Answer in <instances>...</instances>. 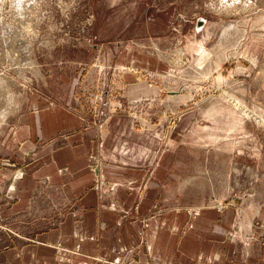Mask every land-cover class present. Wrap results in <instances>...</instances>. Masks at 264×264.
<instances>
[{
	"label": "rangeland",
	"instance_id": "obj_1",
	"mask_svg": "<svg viewBox=\"0 0 264 264\" xmlns=\"http://www.w3.org/2000/svg\"><path fill=\"white\" fill-rule=\"evenodd\" d=\"M0 74V264L55 263L40 235L69 212L94 264H212L233 242L263 254L264 0H0ZM48 109L54 135L9 150L18 123ZM67 136L96 138L109 200L98 207L109 185L98 169V206L80 213L45 186L37 208L13 215L20 171Z\"/></svg>",
	"mask_w": 264,
	"mask_h": 264
},
{
	"label": "crops",
	"instance_id": "obj_2",
	"mask_svg": "<svg viewBox=\"0 0 264 264\" xmlns=\"http://www.w3.org/2000/svg\"><path fill=\"white\" fill-rule=\"evenodd\" d=\"M39 110V109H38ZM37 110V111H38ZM40 110V114H32L28 117H26V120L20 121L21 123H18V129L15 131V134L10 136L8 139L9 143V150L12 147L14 150L19 148L18 146V139H21L23 144L22 149H30L32 145L34 146L37 144L39 140H45L49 139L53 132L50 130L49 122H52V114L51 110ZM61 115H58L56 118V125L63 124V113L58 109V112ZM53 118V120H55ZM73 123V122H72ZM79 120H75V124L78 125ZM221 123V122H220ZM237 125V119H233L229 122L228 127H232L235 129ZM239 126V124H238ZM11 126H9V129L5 133V135L10 133ZM221 128V127H220ZM230 131V130H229ZM228 131V133H229ZM18 134V137L15 138V135ZM4 135V136H5ZM94 137V135L92 136ZM96 137V135H95ZM70 138V139H69ZM88 139L85 141L84 139ZM97 138V137H96ZM96 138L92 139L89 136H83L82 139H80L77 136L74 137H68L67 136V144L60 145L57 147H54L55 149L53 151H48L46 153H43L41 157L39 158L40 164L36 165L34 167L31 164L26 167L27 171H20L22 173L21 178H16L14 180V185L9 189V196L10 197H18L19 202L15 204L12 207H16V211H11V213L14 215V213L21 211L22 209L31 207L32 209H35L38 207V200L41 199V195H37L38 192L42 191L46 187H49L53 191L59 192L58 195H60V198L57 197V200L62 201L63 203L66 202H73L77 201L79 212L83 213L88 210L92 205L98 206V201L100 200V204L98 207H100L102 204L105 205V202L109 200V197L111 195L112 190V181L108 180L110 177V174L106 172L105 165L103 158H98L94 151H92V148L94 149ZM2 136H0V147L2 143H5ZM84 140V141H82ZM92 140V141H91ZM36 141V142H35ZM59 141V140H58ZM88 142L87 146H84L80 143ZM92 143V144H91ZM83 146V147H82ZM6 153H11L6 152ZM10 155V154H9ZM16 155H18L17 159L20 161V163H23L25 160L26 152L24 151H16ZM159 163L156 162L155 165H158ZM126 167H135L136 165H130L126 164ZM94 166L96 168L94 169ZM136 171H144L147 172L144 174V186L147 188L150 186V184L153 185L152 179H157V176H154L155 172H149L147 167H139L141 169H138L136 167ZM101 173V178H103V185L106 182H109V185L107 183L105 184V189H103V197L98 199L96 201V189H94L96 182L99 179V174ZM158 168H156L157 171ZM19 173V174H20ZM148 173V174H147ZM149 174H152L153 176H149ZM20 176V175H19ZM148 176L147 178H145ZM45 178L46 180L44 181ZM146 179V180H145ZM208 179V178H205ZM130 180V178L128 179ZM132 181L135 180V178H131ZM12 183V184H13ZM208 182H204V186H207ZM188 182L185 180L184 185L180 186V190H185L186 185ZM190 184V183H189ZM119 185V184H116ZM173 180L170 178L169 181V189L172 190ZM114 186V185H113ZM128 186H131V184H128ZM135 186V185H133ZM115 187V186H114ZM130 190V188H128ZM138 191L141 190L140 187L137 188ZM52 197L53 195L50 194ZM49 195V196H50ZM143 196V194H141ZM175 197V196H174ZM102 199H104L102 201ZM117 203L122 202L117 199ZM111 201H114L113 198ZM187 204V203H185ZM197 203H188L187 205H193V206H204L202 203L198 205H194ZM65 207V206H64ZM202 209L203 207H199ZM9 212V211H8ZM192 213V212H191ZM72 212H69L65 219L62 220V222H59V227L51 228L50 230L42 232V235H40V239L45 244L44 248H47L49 250L50 247H52L54 250L56 249V253L58 257L54 260L55 263H48L46 264H94V259L91 254H93L88 248H86V244L84 242H79L75 237H70V231L72 227L68 225V220H73L74 230L72 231L73 234L77 233V227L78 225L85 223V221L78 220L74 221L72 217ZM204 214V210L202 212V215ZM72 217V218H70ZM171 225V224H170ZM55 229V230H53ZM81 232V230H80ZM80 234V233H79ZM85 233L81 236L82 241L84 239H87L84 236ZM81 235V234H80ZM206 235V233H201L200 236L202 239ZM209 235V233H207ZM174 236V235H172ZM170 236V238H172ZM225 237L227 238L226 234ZM75 239V244L72 246V249L69 248H63V240L64 239ZM56 242V243H55ZM203 244V241H201ZM63 248V249H60ZM59 249V250H58ZM11 250V247H9L8 252ZM72 250V251H71ZM214 251L216 254L217 252L220 254H223V258L221 259H215L214 254L213 261H211L212 264H235V260L240 259V255H244V258H248L249 264H257V261H264L263 259L259 258L258 256L264 255L257 252V250L253 248H245L244 253L241 252L240 248L236 247L235 242H233V247L231 248L230 254L226 255L224 253V249L219 246L217 249L215 248ZM43 254H46L48 256V252L45 250H42ZM105 251V250H104ZM202 251V250H201ZM19 252V251H18ZM22 254L26 257L25 249L22 251ZM94 255V254H93ZM24 258V257H23ZM53 258V257H52ZM52 258H49L52 260ZM25 259V258H24ZM21 261V260H20ZM83 262V263H82ZM24 263H18V264H25ZM7 264V263H2ZM17 264V263H13ZM264 264V263H263Z\"/></svg>",
	"mask_w": 264,
	"mask_h": 264
},
{
	"label": "bare ground",
	"instance_id": "obj_3",
	"mask_svg": "<svg viewBox=\"0 0 264 264\" xmlns=\"http://www.w3.org/2000/svg\"><path fill=\"white\" fill-rule=\"evenodd\" d=\"M4 41H5V39H4ZM202 52V51H201ZM10 55V54H9ZM200 55V54H199ZM208 55V54H207ZM203 58V57H202ZM201 65V64H200ZM1 75V74H0ZM1 83V82H0ZM7 83V82H6ZM8 84V83H7ZM8 87V86H7ZM8 90V89H7ZM10 91V90H9ZM13 95V94H12ZM10 104V103H9ZM9 107V106H8ZM172 109V108H171ZM9 112V111H8ZM6 114V113H5ZM232 114V113H231ZM211 115V114H210ZM234 115H235V113H234ZM228 117V116H227ZM3 119H4V117L3 118H0V124L3 122ZM220 119V118H219ZM218 119V120H219ZM220 128V127H219ZM232 128V127H231Z\"/></svg>",
	"mask_w": 264,
	"mask_h": 264
}]
</instances>
